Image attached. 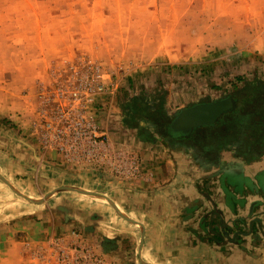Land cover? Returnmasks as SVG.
Instances as JSON below:
<instances>
[{
    "label": "rangeland",
    "instance_id": "374dc122",
    "mask_svg": "<svg viewBox=\"0 0 264 264\" xmlns=\"http://www.w3.org/2000/svg\"><path fill=\"white\" fill-rule=\"evenodd\" d=\"M249 82L264 0H0V264H145L138 235L111 249L54 204L106 212L82 189L140 177V142L169 146L158 109Z\"/></svg>",
    "mask_w": 264,
    "mask_h": 264
},
{
    "label": "crops",
    "instance_id": "0c3cea01",
    "mask_svg": "<svg viewBox=\"0 0 264 264\" xmlns=\"http://www.w3.org/2000/svg\"><path fill=\"white\" fill-rule=\"evenodd\" d=\"M262 83L223 98L232 99V108L215 122L187 136L163 134L169 146L140 142V177L123 187L101 185L112 204L106 212L62 200L52 219L61 216L114 250L127 242L124 235H138L146 264H264Z\"/></svg>",
    "mask_w": 264,
    "mask_h": 264
},
{
    "label": "water",
    "instance_id": "95a60500",
    "mask_svg": "<svg viewBox=\"0 0 264 264\" xmlns=\"http://www.w3.org/2000/svg\"><path fill=\"white\" fill-rule=\"evenodd\" d=\"M230 108H232L231 98L182 108L174 115L168 128L172 133L186 134L196 127L209 125L215 122L222 112ZM167 138L169 137L167 136ZM27 199L30 198L27 197Z\"/></svg>",
    "mask_w": 264,
    "mask_h": 264
},
{
    "label": "bare ground",
    "instance_id": "6f19581e",
    "mask_svg": "<svg viewBox=\"0 0 264 264\" xmlns=\"http://www.w3.org/2000/svg\"><path fill=\"white\" fill-rule=\"evenodd\" d=\"M256 84V83H255ZM256 87H258V86H256ZM263 88V87H262ZM234 95V94H233ZM259 96H260V94H259ZM236 97V96H235ZM239 99V98H238ZM240 101V100H239ZM244 104V103H243ZM236 105V104H235ZM234 107V106H233ZM236 108V107H235ZM261 108V107H260ZM262 110H263V108H262ZM231 114V113H230ZM257 114V113H256ZM263 116V115H262ZM224 117V116H223ZM252 117V116H251ZM256 118V117H255ZM252 119V118H251ZM259 119V118H258ZM252 122V121H251ZM250 122V123H251ZM252 124V123H251ZM259 124V123H258ZM257 124V125H258ZM262 124V123H261ZM260 124V125H261ZM264 124V123H263ZM229 125V124H228ZM262 126V125H261ZM264 127V126H263ZM209 129V128H208ZM246 129V128H245ZM250 129V128H249ZM254 129V128H253ZM260 129V128H259ZM256 130V129H255ZM261 130V129H260ZM212 131V130H211ZM235 131H237V130H235ZM254 131V130H253ZM252 131V132H253ZM231 132V131H230ZM257 132H259V131H257ZM215 133V132H214ZM232 133V132H231ZM244 133V132H243ZM237 134V133H236ZM256 134V133H255ZM216 137V136H215ZM242 138V137H241ZM253 138V137H252ZM260 139V138H259ZM175 140V139H174ZM221 140V139H220ZM214 141V140H213ZM219 141V140H218ZM243 141V140H242ZM255 141H257V140H255ZM215 142V141H214ZM231 142V141H230ZM235 142V141H234ZM212 143V142H211ZM254 143V142H253ZM252 143V144H253ZM209 144H210V142H209ZM225 144V143H224ZM256 144V143H255ZM263 144V143H262ZM250 146H251V142H250ZM225 147V146H224ZM232 148V147H231ZM244 148H245V146H244ZM250 150V149H249ZM242 151H243V149H242ZM3 183H4V181H2ZM4 185H6V183H4ZM15 191H17V193H20V194H23V195H25V196H27L28 198H37L36 196H30V195H28V194H26L25 192H23L18 186H16L15 185ZM82 192L83 193H85V194H87V195H89V194H91L90 196H92L91 198H93L94 199V202H97V201H105L106 199L105 198H107V196H104V195H102V194H99V193H93V192H89V191H87V190H83L82 189ZM11 194V193H10ZM16 194V193H15ZM86 195V196H87ZM105 197V198H104ZM39 198V197H38ZM90 198V199H91ZM24 199V198H23ZM25 200V199H24ZM35 200V199H34ZM37 200V199H36ZM27 202V201H26ZM33 203V202H32ZM84 204H87V203H84ZM104 204H105V202H104ZM87 205H89V204H87ZM91 205V207L92 208H94L95 206V204H90ZM97 207H99L98 205H97ZM101 207V206H100ZM138 253H140V252H138ZM140 259V258H139ZM142 262V261H141ZM140 262V263H141ZM145 263V262H144ZM146 264V263H145Z\"/></svg>",
    "mask_w": 264,
    "mask_h": 264
},
{
    "label": "trees",
    "instance_id": "16d2710c",
    "mask_svg": "<svg viewBox=\"0 0 264 264\" xmlns=\"http://www.w3.org/2000/svg\"><path fill=\"white\" fill-rule=\"evenodd\" d=\"M130 112H132V114H135V110H130ZM156 115L158 116V119H159V121L157 123H159V125L163 129V130H161V133L164 135H168V134L173 135L171 130L168 128V125L170 124L171 118L170 119L166 118L165 115H163V113L161 112V109H158L156 111ZM184 135L187 136V134H184Z\"/></svg>",
    "mask_w": 264,
    "mask_h": 264
},
{
    "label": "built area",
    "instance_id": "2783aa9c",
    "mask_svg": "<svg viewBox=\"0 0 264 264\" xmlns=\"http://www.w3.org/2000/svg\"><path fill=\"white\" fill-rule=\"evenodd\" d=\"M136 169H137V167H134V172H133V173H135V172H136Z\"/></svg>",
    "mask_w": 264,
    "mask_h": 264
}]
</instances>
